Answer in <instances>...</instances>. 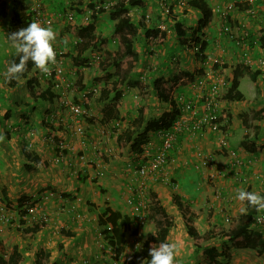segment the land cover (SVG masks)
<instances>
[{"label": "crops", "instance_id": "1", "mask_svg": "<svg viewBox=\"0 0 264 264\" xmlns=\"http://www.w3.org/2000/svg\"><path fill=\"white\" fill-rule=\"evenodd\" d=\"M87 1L89 0H42L43 9L48 15L45 27L50 24L57 34H62L68 40L66 44L68 45L69 36L73 34L68 31L69 27L67 26L82 25L80 15H83L82 7ZM189 1L184 0L185 3L181 6L183 8L179 12L181 13L185 9V13L179 16L186 24H191L198 17L196 10L187 6ZM205 1L212 7L213 13L214 9L221 8L224 2L226 4L229 2L235 3L234 9L230 11V21L227 20L228 25L230 23V31L228 33L223 31L222 18L218 13L208 21L202 30L203 40L206 42L205 47L202 49L205 63L200 62L199 59L193 56L189 58L190 54L181 51L178 43L168 35L159 43L157 37L154 41L150 37L145 38L138 31V35H136L132 44V51L137 54L138 64L136 68L140 67L139 71H142L141 68H143V72L147 73L145 82L142 84V93L144 92V98L140 106L143 111L142 122L137 126L131 123L133 118L137 116L138 109L135 105V97L137 96L135 89L140 87L141 83H137L133 73L125 81L126 87L129 89L126 90V95L122 92V97L119 100L120 105L117 107L115 116L113 115L108 119L110 125H120L122 127L126 124V121H129L128 125L131 128H138V132H141L146 120L158 118L168 109H166L167 104L158 97V92L160 94L161 91L164 92L167 77L164 78L162 67L167 65L166 58L169 55L180 52V58L184 61L183 68L192 70L194 74L201 72V67L207 69L209 66L213 70H216L214 68L220 69L222 74L226 73L228 75L232 71L233 66L230 65L237 51H240V54L243 53L240 45H236L232 35L238 36L247 29L253 30L258 22L251 21L244 13L245 7L252 8L255 6L254 10L257 11L258 7L262 6L264 2L262 0ZM151 3L152 0H145L147 7ZM64 7L70 8V11H65ZM67 12H72V15L75 12L74 24L67 25L64 20L62 21ZM9 16L7 18L0 17V60L2 53L6 55L4 66L2 67L0 64V134L4 136V140L0 142V201L4 206L6 202H10L12 207L5 206V209L14 214L16 222L8 226L0 224V240L7 252L12 245H15L18 252L23 257H28L32 264H34L35 253L40 247H43L45 254H48L47 260L49 263L85 264L89 260V264H117L115 260H111L113 248L106 245L102 239L101 227L97 223V215L105 206L130 214L129 206L125 200L132 191L138 189L132 167L138 161L139 156L143 155V152L139 155L130 151L128 146L119 149L113 141L111 142L112 137L109 139L107 136L98 133L96 123H84L80 119L79 121L82 125L84 124L85 129L83 135L85 143L81 144V136L74 132L75 121L69 118L67 112L59 109L58 99L60 97L58 93H55L58 98L53 100L33 99L28 94L25 86L26 81L34 74L33 69L29 70L25 77L20 76L19 79L11 81L5 79L4 72L7 66L12 60H15L14 49L10 47L7 39L6 24ZM103 17L105 16L100 15L96 20V28L100 24H104V22L101 23ZM257 18H261V15H258ZM62 44H64L63 41ZM7 48H11V51H8ZM116 49L117 47L110 48V50ZM150 51L152 53H149ZM215 57L216 59L217 57L225 59V65L217 66L219 62L212 59ZM132 60L133 56H131L130 62ZM145 62H150V65L146 66L148 69L151 67L149 72L147 68L143 67ZM154 63H156L155 67ZM155 80L156 82H154ZM178 88L180 92H189L186 86L181 87L179 84ZM233 102L231 101V103ZM234 105L235 103L231 107ZM231 121L236 122L233 118L230 119ZM120 131L117 129L114 134ZM151 131L146 135L147 142L142 145L143 151L146 148L154 151L159 142V137ZM210 134L204 133L194 137L186 133L181 134L175 142V148L169 151L168 157L182 151L181 155L188 158L190 149L195 150L196 146L197 149H203L207 153L211 151L210 153L213 155L215 143L212 142L213 139ZM249 137H245L244 134L240 143L242 144L245 139L246 141L250 140ZM202 141L206 145L202 144ZM256 144L263 145L261 151L249 152L243 148L240 149L243 166L239 167L237 175L250 178L248 181L251 185H247L250 188L249 191L261 193L264 192L263 135L261 139L256 140ZM230 147L234 148L231 145ZM26 153L37 156L44 163L30 161L26 157ZM212 157L213 159L209 164L211 169V165L216 164L218 160L217 155ZM138 162L137 165L140 164ZM178 172L179 170L175 173ZM209 172L211 174L205 173L207 180L212 179V170H209ZM182 173L178 177H182L181 186H183V191L178 192V194L183 199L198 197V193H202L204 187L199 190L196 186L197 177L190 178L189 175H186V170ZM152 177H148L147 185L153 190L155 187L157 196L161 198L160 195L163 197L164 194H167L165 192L167 187H161V184H164L167 178H163L164 181H159L156 177L153 179ZM214 180L223 191L230 190L233 194L234 192L237 193V189H246V186H241L243 184L233 180L229 173L220 177L217 176ZM244 181H246L245 178ZM162 190H164L163 193H161ZM207 194L208 191L206 196ZM21 196H26L29 201L34 202L33 214L37 217L36 222L43 221L45 223L43 227L35 232L33 237H18L20 231L17 228L19 225L17 219L19 220V218L16 213H18L17 200ZM160 200L163 202L162 199ZM237 201H231L230 205L235 207ZM218 204V202L213 201L214 208H218ZM225 204L227 205L226 202ZM169 205H172V203L170 202ZM242 206L245 207V203ZM214 213L216 214V212ZM177 215L179 214L177 213ZM240 215L238 214L235 218L236 221ZM27 217L25 218L26 222ZM203 217L204 214L201 209L198 210L197 216L194 214L196 229L198 227L197 221H200ZM206 217L208 218V216ZM173 219L175 222V217ZM182 227L186 234L183 224ZM181 232L183 234V231ZM197 232L199 235L200 230L197 229ZM179 242L178 238L174 241L178 248L181 247ZM253 264H256V262H253ZM259 264H264V260Z\"/></svg>", "mask_w": 264, "mask_h": 264}, {"label": "trees", "instance_id": "2", "mask_svg": "<svg viewBox=\"0 0 264 264\" xmlns=\"http://www.w3.org/2000/svg\"><path fill=\"white\" fill-rule=\"evenodd\" d=\"M158 1L159 0H152V5L150 4V6L147 7L145 4V0H89L82 7L84 11L83 15L86 16V12L89 11L87 19H85V16H83L82 14L80 15V22L82 23V25L67 26L69 27L68 31H70L77 37V41L74 47L75 54L74 56H72V59L79 62V59L83 56V54L86 53V51H88L89 49H96L98 46H104L105 43L108 42L103 36L95 34V22L98 17L100 15H107L108 18L113 21L111 36L117 41V49L109 50V46L105 48L104 52L107 54L109 61L106 62L105 60H102L98 62V67L103 82V86L99 91L98 102L102 103V108L100 110L103 121H107L113 115L115 116L117 107L120 105L119 100L122 97V86L126 81L123 75L119 74L120 61L125 55H129L133 56V60L130 62V65L131 63L138 64L137 54L132 51V44L135 40L136 35H138V31L143 34L145 38L150 37V39H155L157 37L159 43H161L164 37H166L167 35L170 36L173 34L179 44H184L186 41L190 40L197 41L199 37L203 35V28L216 13H218V15H220V17L222 18V12H230V9H226V2L221 5V8L214 9L213 13L212 7L209 6V4L205 0H190L187 6L196 10V12L198 13V17L195 18V20L191 24H186L185 22H183L182 17L180 18L179 16L180 14L182 15L185 13V9L183 12L179 13L182 10L181 8L183 7H181L182 5H180L176 0H160L159 3ZM262 1L264 2V0ZM105 2L109 4L107 7H95L96 4L104 5ZM31 3V0H0V17L7 18L8 15H10L6 24L8 34L22 27H26L31 22V14L28 11V7L31 5ZM163 3H165L167 7H163ZM41 6H43L42 0ZM254 8L255 6L252 8L246 6L244 10V13L251 19V21L253 20L255 22H258L253 30L250 31L247 29L245 30V32L239 34L238 36L232 35L234 41H239L240 37H243V43H247L250 46L248 50V53L250 54L253 51H259L260 53V50L264 49V3L262 4V6L258 7L257 11L251 13L252 11H249V9L253 10ZM133 9L135 14L134 16H130L129 13H131L130 11ZM163 9L167 11V16L163 14ZM43 11L44 10L42 9V12ZM146 14L148 15L147 18L145 16ZM227 15H230V13ZM258 15H261V18H257ZM228 21H230L229 17ZM70 22L71 24H74L75 12L73 13ZM160 22L165 23L167 29H169V32H171L172 28L173 32L171 34H168L169 32L166 33L165 31H161V34L158 35L156 26ZM223 31L225 33H228L230 31L229 25L227 26V29ZM175 38L173 39L175 40ZM243 43H241L240 47L242 48L244 53L247 48ZM205 45L206 42L202 40V49L205 47ZM149 53H152V51H150ZM15 60H17L18 62V57L15 56ZM168 63L170 64V61ZM179 65V68L183 70L180 62ZM242 68L243 66L241 64H237L233 67L231 71V77L228 80L227 85L225 86V93L222 96L225 101H240L244 98L242 92L238 89L239 78L242 76ZM32 69L36 70V72H39V70L36 69L31 62H29L25 72L21 76L25 77L27 72ZM218 71L223 76L222 71L220 69H218ZM34 74L26 81L25 87L28 94H30L33 99L39 98L42 100H53L58 98V96L55 94L57 91H55L53 88V74L48 75V78L44 79V85L39 84V82L37 81L38 78L36 77V75L34 76ZM185 75L189 76V78H192V76L187 72H185L184 76ZM168 76L170 80L169 78H167V81L169 80L168 82L170 84H172L174 80L176 82L177 78H175L173 75ZM250 77L253 80H256L257 77H260L264 84V71L256 69L253 72H250ZM81 81L82 77L78 76L75 81L76 85L81 88L78 92L82 91L84 88ZM154 82H156V80ZM186 83L187 80L184 79L181 83H178V85L180 84V86L183 87ZM178 85L175 86L173 92L176 90H180L178 88ZM165 87L172 90V88H170V86L167 84H165ZM160 90H162V88H160ZM158 97L167 104L166 109H168L164 111L158 118L146 120V123L141 132H138L136 128L127 126L119 133L113 134L112 141L118 146L119 149H124V147L128 146L130 148V151L141 155L143 152L142 145L146 142L147 133L150 130H152L151 132L154 133L157 132L158 129L169 127L171 122L179 116L180 111L176 106L175 100L171 98V95L161 91V94L158 92ZM86 99L87 96L85 95L82 98V106L84 107V109L86 108ZM74 100L77 101V97H75ZM60 108H62V106H59V109ZM142 115L143 111L138 108L137 116L134 117L131 122L132 125L137 126L138 124H141L143 118ZM263 116L264 106L255 110L252 118L255 121H258ZM242 123L245 124L246 120L242 119ZM256 134L257 132L255 130L254 136H256ZM262 135L264 138V130L262 132ZM245 137H249L247 133H245ZM159 145L160 140L158 142V146ZM175 145L176 143H174V147L171 149V151L175 148ZM241 146L244 150L249 152L261 151L263 148L262 144H256L253 139L247 141L245 139L242 142ZM25 155L30 161L34 163H44L35 155L27 153ZM146 159L147 156L144 157V160ZM153 172H155V175L151 173L147 176V179L148 177L153 176L152 179L156 177L157 180L161 181V174L158 173V170H155ZM245 190L249 191V186H246ZM146 193L148 195H144L151 197L152 211L155 214H159L161 218L155 220L156 228L154 229V231L150 235H147L146 238L138 246V248L131 254H129L126 261L127 264H149V249L152 246L159 247L161 243L169 242L168 233L169 228L171 227L173 222V216L166 212V210L164 209V205L160 200L161 198L157 196L155 189L153 190L152 188L147 187ZM261 196H264V194ZM169 200L177 210L181 223L186 229V234L192 239L194 247L200 249L202 245L199 244L197 239L199 235L194 221V213L190 208L191 203L184 200L178 193H171ZM5 206L12 207L10 202H6ZM33 206L34 202L29 201L26 196H21L17 200L18 213L16 214L19 218V225H23L22 228L18 230L24 237H33L35 232L45 225L43 221L25 224L26 220L25 218H23V216L28 214L29 208ZM245 207L247 208V213L240 215L232 228L220 234V248L210 245L202 249L207 261L210 264H225V261L220 260L218 257H227V245L229 242H235L237 244H240L242 247L254 249L258 254L264 252V243H262L260 240L261 235L258 233H253L254 231H251L250 229L256 209L248 205L247 202H245ZM97 223L101 227V236L103 241L106 243V245L113 248L114 255H112L113 258L111 257V260L113 261L123 254L127 237L129 235L134 236L137 233V225L131 227L132 219L130 214L122 212L118 209H113L109 206H105L97 215ZM43 249V247H40V249L35 253L34 264H58L56 262L49 263L47 260L48 254H45ZM22 260L23 256L18 252L17 246L12 245L11 249L7 252L4 244L0 240V264H20Z\"/></svg>", "mask_w": 264, "mask_h": 264}, {"label": "rangeland", "instance_id": "3", "mask_svg": "<svg viewBox=\"0 0 264 264\" xmlns=\"http://www.w3.org/2000/svg\"><path fill=\"white\" fill-rule=\"evenodd\" d=\"M261 4H262V1H261ZM64 9L65 11L66 10L70 11V8L64 7ZM46 16L48 15L46 14ZM104 16L105 17H103V20L101 21V23L104 22V24H100L99 27L97 28L95 27L96 28L95 34L103 36L104 38H106L108 42H106L104 46H98L96 49H89L88 51H86V53L83 54V56L79 59L80 60L79 62L72 59V56H74L75 54L74 47L77 41L76 35L74 34L70 35L69 44L64 45L62 44V41L65 40L64 36H62V34H57V39L54 43V47L62 50L61 66L63 68V75L68 80L69 84H71L70 89H68L66 93L67 98L70 100H74V98L77 96L81 98V93L77 94V92L81 88L78 87L75 83L78 76H81L82 77L81 83L84 86L83 90H90V93L86 92V96H87L86 103H88V105H86V109H84L85 112L81 116L80 119L84 123H89V122L96 123L95 125H96L98 133L100 135L107 136L110 139L113 136L115 130L119 129L122 131L124 130L123 128H126V126H129L128 125L129 121H126V124H124L122 127L120 125L112 126L108 123V120L103 121V117H102L101 110H100L102 108V103L98 102V95L94 94L91 91L92 87H95L96 90H100L103 86L102 77L100 75V71L98 67V62L102 60H105L106 62L109 61L107 54L104 52V49L107 48L108 46H109L108 47L109 50L110 48L117 47L116 39L112 38L111 36L113 21H111L107 15H104ZM228 17H230V15ZM63 20L66 22L67 25H70L72 22V21L70 22L67 19V14H66V18H64L63 16L62 21ZM229 29H230V23H229ZM7 50L11 51V48H7ZM172 55L166 58L167 65H164L162 67L163 75L165 76L164 78L166 77L169 78L168 75H172V73H174V70L171 67V61H170V58ZM258 56H259V51H253L250 56L251 62L247 64L244 62V57L242 56V54H240V51L239 52L237 51L233 59V62L230 65L234 67L237 64H241L243 66L242 76L239 78L238 89L242 92L244 99L238 102L234 101L233 103H231V101H226V104L224 107L225 108L224 118L227 117L226 118L227 121L222 120L223 126H221V128L226 129V134L224 138L225 143L221 145L220 141L217 138V134L211 133L210 135L212 136V139H213V141L212 139L211 141L215 143L213 155L210 153L211 151L208 148H206V150L210 152L207 153V151L203 149H197V146H196L195 150L190 149V154H188V158H186L185 155H181L182 151H180L179 153H176L175 155H172V156L170 155V157H168L165 164L161 168L158 169V173L161 174V176H163L160 179L164 181L163 178H167L168 180V181L165 180L164 181L165 183L162 184L164 188L165 186L167 187L166 188L167 190L165 191L167 192V194H164L163 197L162 195H160L161 199L163 200L162 204L164 205V209L166 208V212L168 214H171L173 217H175V222L173 219V222H172L173 224L169 228L168 240L169 242H174L175 239L178 238L180 241L179 244H181V247L178 248V251L176 254V258H175L176 264H210L207 261L206 256L203 253L202 249L210 245L220 248V244H221L220 234L232 228L234 223L236 222L235 218L238 216V214L239 215L241 214L240 213L241 203L239 201H237V205H235V207H232L230 205L231 201L232 202L236 201L234 198L236 196V192H234L233 194L230 192V190L223 191L222 188L219 186V184L215 182L214 178L217 176L220 177V176L225 175L226 173H229L230 177L233 178V180H235L238 183L243 184L241 186L245 187L248 184L249 186L251 185L250 182L248 181L250 178L248 179V177L246 176H242L240 180L238 179L237 171L239 170V167L236 165L235 160L238 158L239 159L242 158L241 157L242 152L240 151L242 147H241L240 142L243 139L244 134L247 133L250 136L249 138L253 139L256 142V140L262 138V132L264 130V116L260 118L258 121H255L252 118L255 110H257L259 107L264 106V84L260 77H257L256 80H253L250 77V72H253L256 69L264 71V62L261 63L260 61H258L257 59ZM260 56H261V59L264 60V54H261ZM190 57H192V55H190L189 58ZM5 59H6V55L2 53L1 60H0V64L2 65V67L4 66ZM130 59H131V56L125 55L123 59L120 61L119 74L123 75V77L127 79L128 76L130 77V75L134 73L133 76H135L137 83L141 82L140 87L135 89V92L137 95L135 97V105L136 107L140 108L141 102L143 101V98H144V92L142 93V87H143L142 84H144L143 82H145V79H143L142 77V75L144 74L143 72L144 70L143 68H141L142 71L141 70L139 71L138 69H140V67H138L137 69L136 63H131L130 65ZM212 59L215 60L216 57ZM216 60L219 62L217 63V66L225 65L224 64L225 59H222V57H217ZM169 61H170V64L168 63ZM179 62L184 63V61L181 58ZM144 65L145 66L143 67L147 68L149 72L151 67L148 69V67L146 66H149L150 62H145ZM155 65L156 63H154V67ZM177 67H180V65ZM191 68L193 69L194 67H191ZM209 68L211 67L209 66ZM214 69H217V68H214ZM36 77L38 78L37 81L39 82V84L44 85L43 84L44 79L42 78V75L40 74L39 76H36ZM174 77L176 78L177 74ZM222 77L224 79V86L222 87V90H223V93H225V86L227 85L228 80L231 77V72H229L228 75L226 73L223 74ZM168 81L166 80L165 84L169 85L170 88L178 85L177 81L175 82V80L173 81L172 84H170ZM128 89L129 88L126 87V83H125L122 86V92H124V95H126L125 92ZM164 92H166L165 87H164ZM234 103L235 105L231 107L232 104ZM60 110L68 113V111L64 108H60ZM232 118L233 120H236V122L235 121L230 122V119ZM242 119L246 120L245 124L242 123ZM136 129L138 130V128ZM255 130L257 132L256 137H254ZM201 143L206 145L203 141ZM230 145L233 146L234 148H231ZM157 147H158V143L155 146V149ZM145 150H147V148ZM231 150H233L234 152V155H233L234 159H232V155L230 153ZM214 155H217L218 160L216 164L211 165L212 166V169H211L209 164L213 159L212 156ZM144 157H145L144 155L139 156V159H138L139 162L138 161L137 162L141 163L144 160ZM202 161H204V163ZM136 163L133 165L132 168H136L138 166ZM201 168H204V169H201ZM175 170L176 171L179 170V172L175 173L176 172ZM184 170H186V175H189L190 178H193V176L197 177L196 186H198L199 190H201V188L204 187L202 189V193H198V197H190V199H184L191 203V209H192V212L195 214V216L198 215L199 209H201L204 214V217L200 221L199 220L197 221L198 223L197 229L200 230L199 237H197V239H198L199 244L202 245L200 249L194 247L192 243V239L188 237L185 234L184 229H182L183 227H182L180 218H178L179 215H177V212L174 206L169 205V203L171 202L169 200L170 194L183 191V186H181L182 177H178V176L179 174H183L182 171ZM209 170H212V179L209 178L207 180L205 173H210ZM151 173L155 175V172H151ZM134 177H136V180H137V176L135 174H134ZM244 178L246 179V181H244ZM236 187H237V184H236ZM207 191H208V194L206 196ZM163 192L164 190L161 191V193ZM133 193H135V191H132L130 195H132ZM217 193L219 194V196H216ZM145 194L148 195L146 192ZM259 194L263 195L264 192H261ZM146 195L138 198V199H147L148 206H147V210L143 211L144 213L143 219H138V216H135V214L132 213L131 208H129L130 216H131L132 223H133L132 226L137 225V233L134 236L129 235L127 237L126 243L124 245L125 247L124 252L117 259H114L116 262L117 261L126 262L129 254H131L134 250H136L138 246L141 244V242L146 238V236L150 235L154 231V229L156 228L155 220L161 218L159 214H155L152 211L151 197L150 196L148 197ZM213 201L219 203L217 205L218 208L213 207ZM225 202L227 203V205L225 204ZM2 205L3 203L0 201V206ZM214 212H216V214ZM4 216L5 217H3V214L0 216V224H3L4 226L11 225L12 223L15 224L16 220L14 219V214L11 211L4 209ZM206 216H208V218ZM226 216L230 218L229 222H226L224 220ZM26 217H27V222L25 224H31L33 222H36L37 217L34 216V214H32V216L31 214H28L24 216L23 218H26ZM213 221L217 224H215ZM21 227L22 226L18 225L17 228L20 229ZM207 227L208 229H206ZM181 231H183V234ZM18 237L25 238L24 236H22L21 232L18 234ZM227 246H228L227 247L228 248L227 257L225 258L218 257L220 260H224L225 264H253V262H256V264H259L264 260V253L258 254L256 253L257 251L254 249L243 248L240 244H237L235 242H229ZM179 251L181 254L178 253ZM112 252H113V249H112ZM87 261L90 262L89 260ZM20 264H32V261L28 260V257H23V260Z\"/></svg>", "mask_w": 264, "mask_h": 264}, {"label": "built area", "instance_id": "4", "mask_svg": "<svg viewBox=\"0 0 264 264\" xmlns=\"http://www.w3.org/2000/svg\"><path fill=\"white\" fill-rule=\"evenodd\" d=\"M31 2V5L28 7V11L31 14V22L37 21L43 26L45 18L41 9V0H31ZM159 2L160 0L158 1V3ZM177 2L180 5H184L183 0H177ZM108 5L109 4L105 2L104 5L96 4L95 7H107ZM162 6L167 7L165 3H163ZM232 8L233 2H229L226 6V9L231 10ZM163 11V14L167 16V11L165 9H163ZM249 11H252L251 13H254L255 10L249 9ZM222 14V29L226 30L228 26V12H222ZM88 15L89 11L86 12V16L84 15L85 19H87ZM145 16L146 18L148 17L147 14ZM67 19H72L71 13L67 14ZM156 28L158 31V35L161 34V31H165L166 33L169 32V29H167V26L164 22H160L159 24H157ZM172 32L173 30L171 28V32H169L168 34H171ZM202 38L203 37L201 35L197 41H186L182 45V51L185 53L193 54L195 57L205 63L206 60H203L205 56H203L204 52L202 51L201 46V42L203 40ZM240 40L236 41V45L241 46V43H243V37H240ZM243 44L247 49L244 53H242V56L244 57V62L249 64L251 62V54L248 53L250 46L246 43ZM55 51L57 63L55 65H49L51 74H53V88L59 94V106H62V108L66 109L69 113V118L75 121L76 125L74 128V132L81 136L80 141L81 144H83L85 143L83 136L84 127L79 120L85 112L84 107L82 106V98L86 95V92L89 93L90 90H82L78 92L81 93V98L77 96V101L67 98L66 92L68 91V89H70V84L64 77L61 67L62 51L57 49L56 47ZM261 54H264V49L260 50L259 56L257 58L258 61L263 63L264 60L261 59ZM172 61L174 66L179 65L178 58L176 56H173ZM40 74L42 75L43 79L48 78V75L43 74L40 71H37L35 73L36 76H39ZM184 79L187 80L186 86L188 87L189 92L172 93L176 106L180 111L179 116L171 122L169 127L161 128L158 129L157 132H154L159 137L160 145L152 152L149 151V148H147V150L144 149L143 155L147 156V159L142 161L136 168H133V172L137 176L138 189L135 191V193L128 196L125 202L131 208L132 213L135 214V216H138V219H143V211H146V208L148 206L147 199H138L139 197H143L145 192L147 191L148 174L155 170H158L165 164L168 157V151L174 147V143L177 141V138L181 134L186 133L194 137L200 136L204 133H216L220 144L223 145L225 143L224 138L226 129L221 128V126H223L222 119L224 117V107L226 104V101L222 98V87L224 86V79L222 75L220 74L218 69L213 70L212 68H204L202 74H194L192 78L186 76V78H180L179 81H182ZM91 91H93L95 94H98V90H96L95 87H92ZM223 120H226V118H224ZM230 153L232 155V159H234L233 150H231ZM202 162L204 163V161ZM235 162L238 167L242 165V160L239 158L236 159ZM238 179L240 180L241 177L238 176ZM216 196H219V194L217 193ZM4 209V205L0 206V216L3 214V217H5ZM33 213L34 206L29 208L28 210V214H31V216ZM259 216H264V213L255 211L250 229L251 231H254L253 233L260 234V240L262 243H264V222H257V217ZM224 220L228 222L230 219L228 216H226ZM117 264H127V262L117 261Z\"/></svg>", "mask_w": 264, "mask_h": 264}, {"label": "clouds", "instance_id": "5", "mask_svg": "<svg viewBox=\"0 0 264 264\" xmlns=\"http://www.w3.org/2000/svg\"><path fill=\"white\" fill-rule=\"evenodd\" d=\"M234 7L235 5L233 2V8L230 11H232ZM41 9H43V6H41ZM130 12L131 13H129V15L134 16L135 14L134 9L131 10ZM68 13H71L72 15V12H67V14ZM43 14L45 18V22L43 26L37 21H32L26 27H22L8 34L7 37L8 42L10 44V47L14 49V55L18 57V62L17 60H12L9 63V65L7 66L4 72V77L6 80L11 81L14 79H19V77L25 72L29 62H31L35 66V68L38 69L41 73L46 75L51 74V69L49 65H55L57 63L56 51L54 47V43L57 39V33L54 31V29L50 24L47 27H45L47 22V16L45 11H43ZM228 16L229 15H227V20H228ZM170 38H175V37L174 35H170ZM152 40L156 41L155 39ZM175 41L178 43L176 38ZM63 43L66 45L68 43V40L65 39ZM182 45L183 44L178 43V46L181 49V51H182ZM189 54L195 57L193 54L191 53ZM173 56H176L178 58V64H179L180 52L178 54H173L170 58L171 66L174 70V73H172V75L175 76L177 74L176 77L177 83H181L183 81V80L179 81L180 78H186L187 75L184 76L185 72H187L193 77L194 75L193 71L190 69H184L183 63H181L183 70L173 65V61H172ZM199 61L202 62V60L200 59ZM204 68L206 67H201V72H196V74H202ZM33 71L35 73L36 70ZM146 75L147 73L144 72V74L142 75L143 79L146 78ZM174 88L175 87H172V90L166 88V92H165L171 95L172 99L173 96L171 93L173 92ZM99 91L100 90H98V94L96 95H99ZM174 93H180V91L176 90L174 91ZM3 140H4V136L0 134V142H2ZM235 199L238 200L241 203V205L247 202V204L255 208L257 212L264 213V196H261L258 192L246 191L242 188L237 189ZM240 213L246 214L247 208L244 206L240 207ZM257 222H264V216L257 217ZM177 251H178V245L174 242H164L161 243L159 247L152 246L149 249V253H148V255L150 256L149 264H176L175 258Z\"/></svg>", "mask_w": 264, "mask_h": 264}]
</instances>
